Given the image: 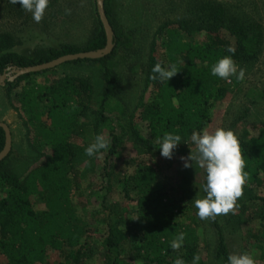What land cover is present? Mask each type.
Instances as JSON below:
<instances>
[{"label":"trees","instance_id":"1","mask_svg":"<svg viewBox=\"0 0 264 264\" xmlns=\"http://www.w3.org/2000/svg\"><path fill=\"white\" fill-rule=\"evenodd\" d=\"M105 1L104 11L112 26L115 48L118 37L109 20ZM198 13L200 19L208 24L225 23L223 10L212 3L204 2ZM97 21L98 28L83 49L62 45L59 49L41 52L38 61L25 57H1L0 76L12 69L46 63L64 55L103 49L106 37L98 16ZM186 27L184 22H167L157 31L162 40L154 39L150 44L145 80L152 89L151 99L143 105L138 115L144 131L136 126L129 129L135 144L142 148L159 150V141L166 132L181 136V144L177 147L194 148L191 134L206 127L213 104L226 94L224 79L213 76L211 67L219 59L231 55L227 52L229 47L235 51L232 58L237 64L254 60L261 44L258 28L246 24L226 29L217 27L218 30H225L227 37L209 29L213 33L207 35L201 45H193L185 40ZM14 44L10 34L0 32V53L11 49ZM109 55L98 60L82 61L104 63ZM77 62L81 61L71 63ZM157 63L162 66L174 64L178 73L168 82L153 80L151 70ZM46 72L21 76L0 88L6 89L9 97L11 90L20 82ZM103 81L96 125L108 130V156L112 157L124 145L128 131L118 125L119 133H116L112 121L104 115L118 89L116 80L111 78L106 67ZM16 98L18 106L13 104V110L22 119L32 145L47 153V156L43 165L22 178L3 168L8 156L0 162V264H84L81 244L87 235L72 202L79 177L73 167L71 143L81 129V119L90 111L93 87L87 79L63 76L40 84L26 82ZM252 130L257 134L243 130L238 140L246 164L244 171L248 173L245 183L249 187L247 198L253 204L262 205L264 197L252 194L251 190L260 187L261 177H264V125ZM4 143V131L0 128V152ZM114 165L109 163L106 166L107 186L102 203L105 210L102 221L106 227V263L174 264L177 258H181L185 264H191L192 257L198 255L199 237L192 226L176 220L181 209L180 202L159 181L153 167L136 164L119 177L120 193L124 200L132 201L135 205L130 213L118 215L106 205L111 193L112 185L109 182L114 176ZM35 201L43 204L42 211L35 209ZM212 223L217 237L215 257L227 264L230 252L217 217L212 218ZM181 232L185 234L183 246L173 250L170 242ZM254 238L264 242V228ZM66 248L76 250L66 253ZM128 248L139 249V253L131 257L125 255ZM49 253L56 254L62 261L46 262L45 257Z\"/></svg>","mask_w":264,"mask_h":264},{"label":"rangeland","instance_id":"2","mask_svg":"<svg viewBox=\"0 0 264 264\" xmlns=\"http://www.w3.org/2000/svg\"><path fill=\"white\" fill-rule=\"evenodd\" d=\"M96 0H49L43 19L37 23L32 14L25 12L12 0H0V32L14 38V46L0 53L1 57H25L38 61L40 53L49 49H59L62 45H71L83 49L93 38L98 28ZM212 3L223 10L222 25L208 24L200 19L198 9L204 3ZM109 20L117 34V47L104 62L81 61L66 63L42 75L31 76L20 82L10 92L0 88V122L7 124L11 133V151L3 163V168L18 178L45 163L47 153L32 145L31 136L16 107V94L26 82L43 83L54 81L63 76L87 79L93 87L90 111L81 119V129L72 140L74 151L73 167L78 173L79 182L73 191L72 202L86 230V240L81 244V259L84 264H107L104 239L106 227L102 221L105 210L103 197L107 186L106 166L114 165L111 193L106 205L114 213H130L135 205L126 201L120 193L119 177L130 171L133 165L145 164L153 167L157 177L168 192L180 202L181 209L176 216L180 224L193 227L199 237V264H223L215 257L217 237L212 218L201 220L197 215L193 199L203 195L201 186L205 180V170L195 162L185 168L182 157L196 152V147H177L172 159L163 158L159 150H150L135 144L130 130L136 126L144 131L138 115L151 99V87L146 84L145 74L150 44L154 39L161 41L157 34L159 27L167 22H184L188 29L184 32L185 40L193 45H201L213 32H220L227 37L225 28L237 25H249L258 28L261 37L256 58L238 65L245 70L242 80L231 77L224 80L226 94L213 104L209 111V122L204 129L210 133L217 128L231 130L238 137L243 130L252 135L257 132L252 128L264 125V0H106ZM234 21V22H232ZM112 27V26H111ZM213 27V28H210ZM215 27V28H214ZM107 68L111 78L117 82L116 97L109 102L105 116L110 119L119 133L118 125L127 129L124 145L115 156H108V149L93 157L85 155V149L96 135L109 140L108 130L96 125L101 93L104 88L103 70ZM111 108V109H110ZM110 109V110H107ZM118 159V161L116 160ZM260 187L252 189L264 197V177ZM108 183V184H109ZM249 187L243 186V194L236 201V206L227 215L216 216L221 226L230 255L248 253L256 264H264V242L254 236L264 228V203L253 204L247 198ZM37 211L43 210V204L35 201ZM76 249L66 248V253ZM129 250V251H128ZM139 249H127L125 255L135 256ZM130 259V258H128ZM45 261H62L59 256L49 253ZM2 264V263H1Z\"/></svg>","mask_w":264,"mask_h":264},{"label":"clouds","instance_id":"3","mask_svg":"<svg viewBox=\"0 0 264 264\" xmlns=\"http://www.w3.org/2000/svg\"><path fill=\"white\" fill-rule=\"evenodd\" d=\"M12 3L19 4L25 12L32 14L35 22L39 23L43 19L49 0H12ZM227 52L231 55L219 59L211 67V74L224 80L231 77L242 80L245 70L233 60L234 49L229 47ZM151 71L153 73L151 78L162 82H168L178 73L174 64L162 66L157 63ZM190 139L196 147V152L181 158L184 162L183 166L189 168L195 162L205 170V183L201 186L203 195L193 199L194 207L197 209L196 215L201 220L227 215L236 206V201L242 196L243 186L248 180L238 137L231 130L217 128L212 133L207 129L194 131ZM180 141V135L166 132L159 141L160 155L172 159L174 150L181 144ZM108 148L109 140L102 135H96L85 149V155L93 157ZM184 240L185 234L181 232L170 242V247L178 250L183 246ZM199 262L200 256L194 255L191 264H199ZM174 264H185V261L177 258ZM227 264H256V261L245 252L229 255Z\"/></svg>","mask_w":264,"mask_h":264},{"label":"water","instance_id":"4","mask_svg":"<svg viewBox=\"0 0 264 264\" xmlns=\"http://www.w3.org/2000/svg\"><path fill=\"white\" fill-rule=\"evenodd\" d=\"M96 13L98 19L102 25V28L106 37V45L103 49L97 51H88V52H80L75 54H68L51 60L46 63L25 67L21 69H12L9 73L4 72L0 76V87H4L6 82H13L21 76L28 75L31 73H39L43 71H49L55 69L63 64L71 63L74 61H82V60H98L102 59L113 51L114 43H113V30L112 27L105 15L104 11V0H96ZM0 128L4 131L5 135V143L2 151L0 152V162H2L11 151V133L7 124L0 122Z\"/></svg>","mask_w":264,"mask_h":264}]
</instances>
